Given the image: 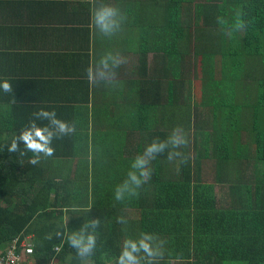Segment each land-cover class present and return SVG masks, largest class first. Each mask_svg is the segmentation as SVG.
<instances>
[{
  "label": "trees",
  "instance_id": "1",
  "mask_svg": "<svg viewBox=\"0 0 264 264\" xmlns=\"http://www.w3.org/2000/svg\"><path fill=\"white\" fill-rule=\"evenodd\" d=\"M32 1L0 0V80L12 85L9 93L0 89V247L14 245L23 264H82L67 235L98 217L96 245L83 264H114L125 238L141 233L160 243V264H264V0H95L127 17L111 38L91 31L100 55L119 52L133 61L119 68L127 76L123 103L118 92L89 84L93 52L77 46L66 27L79 17L70 4H78L90 30L92 9L84 6L90 0H61L55 10L54 20L65 28L53 36L72 64L43 75L44 55L27 65L22 52L10 50L21 32L9 31L35 28L25 8ZM196 57L209 62L200 102L186 104ZM41 109L55 110L76 129L54 134L55 152L47 158L19 138L33 124L55 133L37 115ZM177 126L188 134L189 144L180 149L187 161L157 156L138 197L116 201L114 189L134 158ZM13 140L17 148L9 151ZM210 161L213 174L206 175ZM223 186L231 195L226 208L216 194ZM120 216L126 225L117 223ZM28 237L34 252L26 255L21 245ZM138 256L147 264L143 252Z\"/></svg>",
  "mask_w": 264,
  "mask_h": 264
},
{
  "label": "clouds",
  "instance_id": "2",
  "mask_svg": "<svg viewBox=\"0 0 264 264\" xmlns=\"http://www.w3.org/2000/svg\"><path fill=\"white\" fill-rule=\"evenodd\" d=\"M127 17L121 9L109 3H96L94 0L90 23L93 29L104 37L111 38L123 30V25ZM127 63V58L119 52H106L99 57L97 61L86 69L87 80L90 85L99 86L100 84L116 87L118 86L117 70ZM102 82V83H101ZM0 89L5 93L12 91V85L7 79L0 80ZM37 115L41 118L49 120L54 126L55 133L50 131L48 126L37 127L35 124L28 130L21 133L20 139L24 141L27 149L33 153H42L44 157H52L54 148L50 146L54 134L59 136L69 135L75 132V123L68 122L57 118L55 110L41 109ZM189 138L183 127H175L170 135L164 139H153L147 144L141 154H138L127 173V178L114 189V199L118 202L124 201L126 198L138 197V190L151 179L152 169L151 162L157 156L167 154V160L175 162L179 159L180 163H185L187 157L180 149L187 147ZM17 145L15 140L10 145L9 151H15ZM23 154V153H22ZM38 157L30 162L35 165ZM100 219L93 218L84 223L78 232H72L67 235V243L75 249L76 257L83 264L93 253L96 245L95 230L100 226ZM117 223L127 224L128 221L124 216L117 217ZM91 228L87 236L85 230ZM57 235L62 233L57 232ZM50 238V237H49ZM63 241L60 246H54V252L58 253L62 248ZM10 247V246H9ZM143 252L147 259V264H160L164 258L165 252L162 250L160 243L153 242V234L141 233L136 239L125 238L119 255L115 258L114 264H140L139 253Z\"/></svg>",
  "mask_w": 264,
  "mask_h": 264
},
{
  "label": "crops",
  "instance_id": "3",
  "mask_svg": "<svg viewBox=\"0 0 264 264\" xmlns=\"http://www.w3.org/2000/svg\"><path fill=\"white\" fill-rule=\"evenodd\" d=\"M59 2H61V0H34L30 2L25 8L26 10H28V12H31L34 17L35 28L33 29L36 31L26 30V28L22 26H15L14 30L12 29L11 31H9V35L13 34L14 32H21L19 38L15 41V43L9 44L8 46L11 47L10 50L14 53L22 52L20 53L24 56V58L21 59L22 63H24L25 61V63H28L27 65L33 63L36 65L40 62L41 56L44 55V62H40L42 66H46V68L41 71L43 75H47L46 72L48 71L51 73L53 69L61 70L66 62L72 64L71 60L68 61V58L65 56L64 49L62 48V45H60V39L53 36V34L57 35L56 28H65L64 24L59 23L57 20H54V15H56L55 10L57 9V5H59ZM89 2L90 3L83 4L85 7L88 5L90 9H92L94 0H90ZM101 2L96 3L99 4ZM67 3H70V1H68ZM70 6V11L75 13L79 12V17L78 19L73 18L71 20V23H69L66 27L68 28V32L70 34L76 35L74 38V40L76 41L74 43L77 46H79L80 48L83 45L89 46L90 50L93 52V54L89 58V63L90 65H92L101 56L98 51V47L94 44L95 35L91 33V31L94 30L93 26L91 25L90 27V24L88 25V29L90 30H87V28L84 27L85 25L87 26L88 19L83 15L85 9L83 6L80 7L78 4H70ZM21 7L23 8V6ZM21 7H18L20 11ZM19 15L23 14L20 13ZM46 29L49 32H47ZM78 59L82 61L86 60L85 57H79ZM130 62L131 61H129V63ZM117 72V80L119 82L118 86L110 87L105 85L103 86L102 84L101 88H99L98 86L95 88L97 90L107 88L110 91L118 92L115 98L117 101H121L124 99L122 96V84L124 80H127V76L124 75L119 69L117 70ZM119 95H121V98H118ZM115 116L116 115L114 114L112 119H114ZM3 250V247H0V251Z\"/></svg>",
  "mask_w": 264,
  "mask_h": 264
},
{
  "label": "rangeland",
  "instance_id": "4",
  "mask_svg": "<svg viewBox=\"0 0 264 264\" xmlns=\"http://www.w3.org/2000/svg\"><path fill=\"white\" fill-rule=\"evenodd\" d=\"M241 31H242V29H241ZM202 39H204V38H202ZM199 45H201V44L199 43ZM208 62L209 61H208L207 58L202 59L200 57H196V58H194V60H192L193 65L190 64L191 71L189 72L188 77H189V83L191 84V91H193V96H191L190 98L186 99V101H185L186 104H193V102H195V101L196 102H200L201 92H200L199 89H200L201 80L204 79V76L202 74V68L203 67H207ZM132 63H133V61L129 63V66H131ZM118 98H121V95H119ZM196 98H197V100H196ZM121 102H124V99L121 100ZM133 111H134V107H131V111H130L131 114H133ZM138 120L139 119H137L136 121H138ZM213 164H214L213 161L206 162L204 164V166H206L207 168H210V169L206 170V173H207L206 175L213 174L212 173L213 171H210V170H212L211 168H212ZM249 173L252 174L251 172H249ZM209 176H212V175H209ZM146 186H148V185L146 184ZM148 188L152 189V186H148ZM229 191L230 190L227 188V186L226 187L223 186V187H217L216 188V194H217L218 199L220 200V207H225V208L228 207L229 202H230V198H231V195H230ZM132 214L134 215V212L130 211V215L131 216H132ZM25 243L31 245L30 237H28L25 240ZM53 263L54 264H58V263L65 264V262L63 260H61V259L60 260L54 259Z\"/></svg>",
  "mask_w": 264,
  "mask_h": 264
},
{
  "label": "built area",
  "instance_id": "5",
  "mask_svg": "<svg viewBox=\"0 0 264 264\" xmlns=\"http://www.w3.org/2000/svg\"><path fill=\"white\" fill-rule=\"evenodd\" d=\"M21 246L25 250L26 255L34 252L33 247L30 244L23 242ZM0 264H23L22 254L16 252L15 246L13 245L3 251H0Z\"/></svg>",
  "mask_w": 264,
  "mask_h": 264
}]
</instances>
